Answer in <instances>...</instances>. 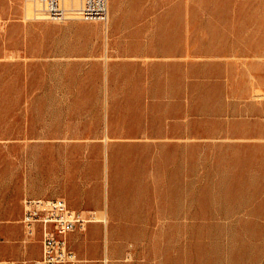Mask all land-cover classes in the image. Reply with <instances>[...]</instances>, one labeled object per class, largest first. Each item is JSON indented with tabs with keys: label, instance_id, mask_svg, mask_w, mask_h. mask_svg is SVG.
Returning <instances> with one entry per match:
<instances>
[{
	"label": "rangeland",
	"instance_id": "obj_1",
	"mask_svg": "<svg viewBox=\"0 0 264 264\" xmlns=\"http://www.w3.org/2000/svg\"><path fill=\"white\" fill-rule=\"evenodd\" d=\"M165 2L184 58L142 73V86L127 73L121 87L97 88L114 135L83 141L97 148L80 154L117 218L110 264H262L264 0H149L152 16ZM40 8L0 0L2 242V225L22 241L21 203L42 198L20 195L24 182L52 191V21ZM182 130L179 141L163 135Z\"/></svg>",
	"mask_w": 264,
	"mask_h": 264
},
{
	"label": "crops",
	"instance_id": "obj_2",
	"mask_svg": "<svg viewBox=\"0 0 264 264\" xmlns=\"http://www.w3.org/2000/svg\"><path fill=\"white\" fill-rule=\"evenodd\" d=\"M148 4L149 0H107L105 23L73 18L52 22V178L49 179L52 191L34 190L32 184L40 180L34 182L33 178L24 182L20 195L62 198L70 208L85 215L107 218L88 222L84 229L68 234L77 264H110L111 246L106 235L117 219L111 212L105 189L97 182L96 168L81 162L82 152L97 148L96 144L83 141L114 135L110 126L115 124H111L108 116L107 101L96 94V89L121 87L122 75L127 73L132 74V82H137L131 86H142L138 83L142 81V73L160 70L159 66L170 63V57L174 63L185 56L183 46L178 47L169 38L168 3L165 2L164 8L160 5V16H152ZM153 21L160 24L155 32ZM163 135L179 141L184 132L167 131ZM102 146L107 151L110 144L105 142ZM87 174L92 175L91 181L86 179ZM22 209L21 203V215ZM1 230L7 239L0 241V261L29 264L40 257L39 238L34 257L28 254L27 244L10 233L9 225H2ZM165 230L168 228L162 231Z\"/></svg>",
	"mask_w": 264,
	"mask_h": 264
},
{
	"label": "built area",
	"instance_id": "obj_3",
	"mask_svg": "<svg viewBox=\"0 0 264 264\" xmlns=\"http://www.w3.org/2000/svg\"><path fill=\"white\" fill-rule=\"evenodd\" d=\"M37 1L44 17L56 23L71 18L105 23L108 18L107 0H80L79 5L71 9L65 6V0ZM94 220V215L70 208L62 198H25L20 219L22 242L27 244L38 234L41 249L40 257L29 264H77L76 255L68 243V234L84 229ZM0 264L28 263L0 261Z\"/></svg>",
	"mask_w": 264,
	"mask_h": 264
},
{
	"label": "bare ground",
	"instance_id": "obj_4",
	"mask_svg": "<svg viewBox=\"0 0 264 264\" xmlns=\"http://www.w3.org/2000/svg\"><path fill=\"white\" fill-rule=\"evenodd\" d=\"M72 0H70V2H71Z\"/></svg>",
	"mask_w": 264,
	"mask_h": 264
}]
</instances>
